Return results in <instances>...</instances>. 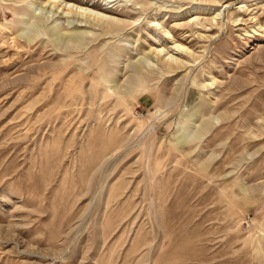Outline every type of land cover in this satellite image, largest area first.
Instances as JSON below:
<instances>
[{
    "label": "rangeland",
    "instance_id": "rangeland-1",
    "mask_svg": "<svg viewBox=\"0 0 264 264\" xmlns=\"http://www.w3.org/2000/svg\"><path fill=\"white\" fill-rule=\"evenodd\" d=\"M49 1L0 0V264H264V0Z\"/></svg>",
    "mask_w": 264,
    "mask_h": 264
},
{
    "label": "bare ground",
    "instance_id": "bare-ground-1",
    "mask_svg": "<svg viewBox=\"0 0 264 264\" xmlns=\"http://www.w3.org/2000/svg\"><path fill=\"white\" fill-rule=\"evenodd\" d=\"M77 1L79 2L80 5L92 8L94 10L112 12V13L114 12V6L112 5V4H114V2L110 1V0L105 5L101 4L100 2H97L96 0H77ZM48 4H49L48 9L52 7V10L53 9H59V8L62 9V7H63V4L60 3L58 0H51V1H49ZM43 9L45 10L46 6ZM72 14H74L76 17H78V19L81 20V23L84 22L83 19H87V20H90V21L92 20V22L94 23L93 24L94 26L95 25L99 26V24H100L99 31L103 35H107V34L108 35H111V34L113 35L115 33L116 29L120 31V30H125L128 27V24H124L122 27L117 28L118 26L115 25L116 26L115 27L113 25L114 23L111 21V19H109V18L107 19V17H103L101 15L98 16V15H95L94 13L85 14V13H82L80 11L74 12L73 9H69V10L66 11V16H67L66 18L68 20L71 19ZM155 26L159 27L160 25L159 24L158 25H154V27ZM79 28L75 27V30H73L70 33L57 34L58 36H56V40L62 41V40H65V39H67V40L69 39V41H71V43H73L74 45L78 44V42L81 39V36H80V34H78L77 32H74V31H78ZM260 29H262L261 26H260ZM34 30L37 31V29H34ZM166 35H169V34L166 33ZM97 36H99V35H97ZM20 39H26L27 42H33L34 41L28 35H23L22 34V35H19V37H16V38L12 37L11 44L13 45V47H15V48L19 47L18 45H19ZM76 46H78V45H76ZM177 48L179 50H183V48L180 47V46H178ZM178 141H180V144H184L183 140H181L180 138L178 139Z\"/></svg>",
    "mask_w": 264,
    "mask_h": 264
}]
</instances>
